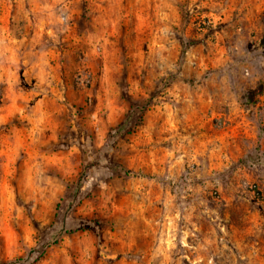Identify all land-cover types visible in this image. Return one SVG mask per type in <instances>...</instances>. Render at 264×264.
Wrapping results in <instances>:
<instances>
[{"label":"rangeland","instance_id":"1","mask_svg":"<svg viewBox=\"0 0 264 264\" xmlns=\"http://www.w3.org/2000/svg\"><path fill=\"white\" fill-rule=\"evenodd\" d=\"M260 84L264 0H0V261L264 264Z\"/></svg>","mask_w":264,"mask_h":264},{"label":"trees","instance_id":"2","mask_svg":"<svg viewBox=\"0 0 264 264\" xmlns=\"http://www.w3.org/2000/svg\"><path fill=\"white\" fill-rule=\"evenodd\" d=\"M264 92L263 85L260 84L254 89H251L248 91L249 98L253 97L254 95H261ZM57 240H45L44 242L40 243L36 248L32 249L30 251V254L33 255L34 253L37 255V257H41L43 254H45L46 250L53 244H56ZM0 264H13V261H0Z\"/></svg>","mask_w":264,"mask_h":264}]
</instances>
